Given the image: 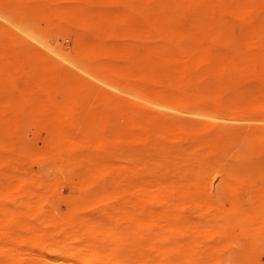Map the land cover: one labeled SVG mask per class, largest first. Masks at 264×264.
Listing matches in <instances>:
<instances>
[{"label": "bare ground", "instance_id": "bare-ground-1", "mask_svg": "<svg viewBox=\"0 0 264 264\" xmlns=\"http://www.w3.org/2000/svg\"><path fill=\"white\" fill-rule=\"evenodd\" d=\"M61 1L64 0H33L39 14L81 24L84 35L77 41V46L85 59L87 57L94 62L99 54L111 50L104 36L109 10L96 11L95 0H65L68 3L80 1L82 6L63 5ZM97 1L101 7L139 3V0ZM7 2L0 0V8ZM143 3V13L137 11L129 16L123 12L115 16V24L120 28L126 27L127 32L131 33L132 46L124 51L122 65L108 71L121 81L128 82V74L137 76L142 66L146 72L148 94L177 96L186 104L198 98L212 103L224 114H248L249 107L264 109V52L261 57L245 58L229 47L243 46L264 51V0H143ZM190 11L198 13L192 16ZM141 29L144 38L142 46L139 43ZM17 45V37L8 41L0 34V130L17 129L12 121L19 114L13 109V101H33L39 108L53 109L55 114L52 121L56 122L57 129L52 127L50 117L46 116L48 122L43 121L38 125L47 133L44 154L64 162V178L61 180L76 187L78 192L70 196L71 205L67 212L58 216L54 209L40 205L43 203L41 200L46 199V194L39 193L38 189L45 182L34 180L28 187L22 174L21 156L14 155L9 159L0 150V256L5 260L0 264L25 263L23 254L27 247H41L49 237L56 243L78 240L88 248L85 250L92 251L88 253L89 256L101 258L108 251L107 255L110 252L109 257L113 255L115 261L123 252L126 242L133 238L135 245L132 239L134 251L131 247L130 264H216L214 252L218 247H226L230 239L242 236L243 239L240 238L251 245V241L263 234L264 177L256 185L242 183L234 186L226 180L225 183L233 188L234 196L228 205L203 197L193 182L152 187L146 181L140 190L141 184L139 186L131 175L126 174L119 176L121 180L113 184L111 194L102 192L100 182L106 179L111 167L117 169L116 165L98 156L100 151L107 149V140L103 133L95 134V143L85 136L76 137V126L70 120L74 110L69 108L72 114L68 116L62 113L63 109L58 103L62 99L85 98L91 93H85L75 86L66 89L59 73L38 62L35 56L22 54ZM201 65H217L218 73L235 75L239 84L247 82L250 95L243 97L245 107H224L221 98L210 101L193 90L173 91L174 87H190ZM49 101L53 104H49ZM146 123L150 127V121ZM169 127L164 126L168 132H172L174 127ZM167 131L164 132L165 136ZM57 132L68 141L57 140ZM144 138L149 141L147 134ZM254 148V157L256 160L263 159L264 164V135L254 141ZM128 170L134 172L132 167ZM243 188L250 189V203H244L240 197ZM8 191L12 193L11 201L17 205L15 208L5 201ZM22 195L31 197V200L21 201L19 198ZM108 201H114L112 209L107 211L111 217L109 224L90 214ZM150 203L165 204L169 208H153ZM180 205L195 207L201 213L200 218L191 221L179 209ZM225 242L227 244L220 247ZM139 243L143 245L142 253ZM257 244L256 247H259L260 242ZM51 252L61 260L70 258L71 262L67 264L83 263L84 251L81 248L73 250L66 247L60 251L52 249ZM28 253L31 259V251ZM253 253L250 251L246 257L243 256L247 260L245 263L264 264ZM88 254L84 258L89 257ZM216 255L218 257L220 254ZM40 261L37 263L41 264ZM220 261L223 262L222 258Z\"/></svg>", "mask_w": 264, "mask_h": 264}, {"label": "rangeland", "instance_id": "rangeland-1", "mask_svg": "<svg viewBox=\"0 0 264 264\" xmlns=\"http://www.w3.org/2000/svg\"><path fill=\"white\" fill-rule=\"evenodd\" d=\"M61 4L82 6L83 3L80 1L68 3L64 0ZM94 4L97 6L96 11L109 10L110 16L107 18L104 36L111 47V50L99 54L94 62L87 57L85 59L84 53L77 46V41L84 35L81 24L70 23L67 19H52L50 16H44V13L39 14L33 0H8L7 4L0 8V34L8 41L17 37V48L21 53L35 56L34 59L38 62L59 73L66 89L75 86L85 93L88 91L91 93V96L85 98L62 99L58 103L63 109L62 113L68 116L72 114L69 108L74 110L70 120L76 126V137L85 136L95 143V134L103 133L107 140V149L100 151L98 156L111 165H116L117 169L111 167L108 170V176L100 182L99 189L107 195L111 194L114 190L113 184L121 180L119 176L124 174L131 175L130 177L140 183V190L146 181H149L152 187L193 182L203 197L222 201L228 205L234 197L233 188L229 184L256 185L258 180L264 177L263 159L256 160L257 158L254 157L256 151L254 141L264 135V109L249 107L248 114L240 112L224 114L212 103L203 102L198 98L186 104L177 96L162 97L155 93L148 94L146 72L142 66L139 67L140 72L137 76L129 73V81H121L108 70L122 65L123 53L132 46V37L126 27L120 28L115 24V16L123 12L129 16L137 11L143 13V0L130 6L118 4L101 7L97 0ZM197 13L198 11L189 12L192 16ZM143 42L141 29L139 41L141 46ZM229 47L240 57L245 58L261 57L264 52L251 47L234 45ZM216 66L201 65L192 78L190 87L185 89L174 87L173 91L179 93L182 90L186 92L193 90L196 94L208 97L210 101L221 98V105L224 107H245L243 97L250 95L248 92L250 85H247V82L237 83L235 75L218 73L219 69ZM24 101H13V109L19 114V117L12 121L17 129L0 130V150L9 159L14 155L21 156L22 174L26 177L28 187L34 180L45 182L44 186L38 189L39 193L46 194V199L41 200L43 203L39 201L40 205L54 209L60 216L67 212L71 205L69 198L76 194L78 189L61 180L64 178L62 167L64 162L53 160L44 154L47 133L39 129L38 125L43 121L48 122L46 116L50 117L52 127L57 129L56 122L52 121L55 113L50 107L39 108L33 101ZM50 103L52 102L49 101ZM1 119L0 117V122ZM147 121H150V127L147 126ZM165 125L174 127L175 130L172 128V132H168L164 128ZM164 130L167 131L166 136ZM146 134L149 137L148 142L144 138ZM57 135V140L68 141L59 132ZM128 166L134 168V172L130 173ZM226 180L229 184L225 183ZM6 194V203L15 208L17 205L10 199L11 191ZM25 196L22 195L19 199L23 202L27 199L29 202L31 197ZM240 197L244 203H250L252 200L250 189H241ZM113 204L114 201L100 204L99 209L90 214L109 224L111 217L107 211L112 209ZM150 206L169 208L159 203H150ZM179 209L190 220L192 219L191 221L200 218L201 213L191 205H180ZM262 235L254 239L257 241V238H261L256 242L257 245L260 242L258 248L255 241L248 242L252 246L247 245V241L244 239V242L242 236L230 239L228 244L226 242L221 244L220 247L227 244L226 247L223 246L227 249L218 247L222 251L217 249L214 252L215 263L248 264L245 263L247 260L243 256L246 257L250 251L264 261V235ZM48 239L41 247H27L23 254L26 260H23L25 261L23 264H38L40 260L41 264L47 261L50 263L46 264H67L68 261L71 262L70 258L65 257L66 260L65 258L61 260L51 252L52 249L60 251L66 247H71L73 250L81 248L84 251L82 264H130L131 251L132 248L134 251L135 245L133 238L128 240L123 252H120L115 261L113 255L109 257L110 252L107 255L108 251L105 253L106 256L101 258L89 256L88 253L92 251L85 250L88 248L82 246L83 244L78 240L71 239L66 243H56L55 240ZM140 241L143 244V240ZM141 244L140 253L143 252ZM27 250L31 251V259ZM242 250L247 253L241 252ZM215 253L220 254L219 258ZM87 254L89 257L84 258ZM221 255H226L223 256L225 260ZM220 257L223 262L220 261ZM3 261L5 260L0 256V262Z\"/></svg>", "mask_w": 264, "mask_h": 264}]
</instances>
